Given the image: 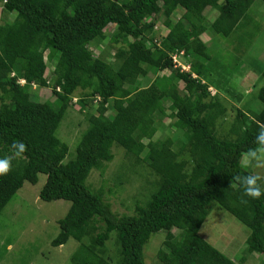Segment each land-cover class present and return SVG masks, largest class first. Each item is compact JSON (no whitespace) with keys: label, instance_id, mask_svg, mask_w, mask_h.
<instances>
[{"label":"trees","instance_id":"16d2710c","mask_svg":"<svg viewBox=\"0 0 264 264\" xmlns=\"http://www.w3.org/2000/svg\"><path fill=\"white\" fill-rule=\"evenodd\" d=\"M253 1L0 0V158L12 165L0 176V212L25 181L35 184L43 173L40 199L70 202L51 244L76 240L71 264H147L144 246L161 229L158 264H238L199 235L214 205L250 229L247 249L264 257V195L244 197L232 180L256 173L242 168L241 158L257 147L264 127V88L258 90V111L237 107L240 96L230 104L228 90L205 79L211 55L201 38L207 30L225 38L242 28ZM158 22L168 32L160 46L148 47L145 37L156 35ZM107 38L114 50L108 60L90 48ZM176 50L188 55L190 71L173 66ZM148 74L153 78L142 86L139 77ZM259 75L264 77V67ZM32 83L50 87L53 99L34 96ZM74 103L90 125L74 158L65 161L68 146L55 130ZM165 118L174 131L158 138ZM228 118L222 133L219 126ZM14 142L26 146L22 156L14 155ZM118 146L128 160L121 164L124 172L140 171L154 186L144 204L121 215L104 199L103 187L87 181L92 169L104 172Z\"/></svg>","mask_w":264,"mask_h":264},{"label":"rangeland","instance_id":"374dc122","mask_svg":"<svg viewBox=\"0 0 264 264\" xmlns=\"http://www.w3.org/2000/svg\"><path fill=\"white\" fill-rule=\"evenodd\" d=\"M207 10L205 14L209 12ZM3 15L9 17L7 13ZM178 16L177 13L172 18L176 20ZM248 17L250 21H246L242 28L228 37L213 35L209 30L201 35L211 55L205 79L218 90L227 89V92H223L229 96L226 99L230 104H235L233 99L240 96L242 99L236 103L237 107L258 111L262 107L258 90L264 88V77L259 75L264 67V1L254 0ZM208 19V22L213 20L211 17ZM111 29L109 24L106 33L110 34ZM107 42L108 38L100 45L91 44L90 48H93L96 56L104 54L108 60L110 52L114 50L107 46ZM139 78L141 85L145 86L153 74ZM182 84L180 81L179 86ZM30 91L37 98L53 99L50 87L32 86ZM79 107V103L68 107L55 130L56 136L68 146L65 161L74 158L76 146L90 125ZM164 120L166 126L156 133L158 138H165L174 131L172 120ZM226 120L219 126L222 133L228 130L230 119ZM179 142L176 140L174 149L177 150ZM112 151L114 157L105 164L104 172L100 174L99 170L92 169L87 181L94 188L103 187L104 199L110 203L115 214H130L136 203L144 204L148 199L154 187L151 183L153 179H148L140 171L137 174L131 173V170L124 172L125 167H121V164H126L128 160L123 149L118 146L113 147ZM253 170L264 176V168ZM45 180L46 175L39 173L35 184L25 181L0 212V264H71L70 256L78 242L69 238L62 245L51 244V239L59 231L57 221L65 215L70 202L65 199H40L39 191ZM261 181L264 188V180ZM249 233L250 229L245 224L218 205L211 207L199 230V235L208 243L238 264H264L261 254L251 253L247 249ZM164 235V229L156 231L145 244L144 257L147 264H158L154 252ZM111 236L106 243L108 254H113L114 233Z\"/></svg>","mask_w":264,"mask_h":264},{"label":"clouds","instance_id":"9594fccd","mask_svg":"<svg viewBox=\"0 0 264 264\" xmlns=\"http://www.w3.org/2000/svg\"><path fill=\"white\" fill-rule=\"evenodd\" d=\"M159 25L163 26V29H155L154 26ZM153 26V30L156 32V35L151 38L149 36L145 37V44L148 47H153L154 45L160 46L162 38L166 36L168 29L160 22L156 23ZM153 39H157L159 44L153 42L152 45L147 44V40L153 41ZM189 60V59H188ZM190 62V61H189ZM188 72V71H185ZM195 74L191 72V75ZM193 77V76H192ZM196 77V74H195ZM19 82L21 84L25 83V79L19 78ZM33 87L36 85L34 83L31 84ZM211 89V87H209ZM212 90V89H211ZM256 145L254 149H249L241 158V167L242 168H264V127H261L256 136ZM26 151V146L23 142H14L13 145V153L15 156H22ZM11 160L8 157L0 158V176H5L11 171ZM236 183H238L243 189V196L250 197L252 199H259L261 195H264V190H262L260 181L264 180V176H261L256 173H248L246 175H236L232 178Z\"/></svg>","mask_w":264,"mask_h":264},{"label":"built area","instance_id":"2783aa9c","mask_svg":"<svg viewBox=\"0 0 264 264\" xmlns=\"http://www.w3.org/2000/svg\"><path fill=\"white\" fill-rule=\"evenodd\" d=\"M155 29H163V26L155 25ZM147 44L152 45L153 42L156 44H159V41L157 39L147 40ZM171 59L173 62V66L175 68H178L180 72L190 71V62L188 60V55L185 54L184 50H176L171 53ZM193 77H195V74H192Z\"/></svg>","mask_w":264,"mask_h":264},{"label":"crops","instance_id":"0c3cea01","mask_svg":"<svg viewBox=\"0 0 264 264\" xmlns=\"http://www.w3.org/2000/svg\"><path fill=\"white\" fill-rule=\"evenodd\" d=\"M212 90H214V88L211 87Z\"/></svg>","mask_w":264,"mask_h":264}]
</instances>
